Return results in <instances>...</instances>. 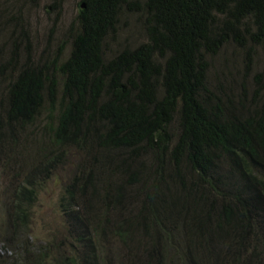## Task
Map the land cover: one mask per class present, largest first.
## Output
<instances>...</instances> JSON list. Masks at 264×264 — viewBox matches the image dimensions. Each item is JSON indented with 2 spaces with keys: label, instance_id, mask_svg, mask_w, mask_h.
<instances>
[{
  "label": "trees",
  "instance_id": "1",
  "mask_svg": "<svg viewBox=\"0 0 264 264\" xmlns=\"http://www.w3.org/2000/svg\"><path fill=\"white\" fill-rule=\"evenodd\" d=\"M124 14L147 40L107 57ZM69 30L66 57L28 58L7 86L0 158L47 159L48 174L84 152L59 199L72 245L20 238L0 264H130L142 248L159 264H264V0H81ZM228 45L238 63L211 74ZM23 139L35 150L20 156ZM24 176L1 202L5 232H28L38 185Z\"/></svg>",
  "mask_w": 264,
  "mask_h": 264
},
{
  "label": "rangeland",
  "instance_id": "2",
  "mask_svg": "<svg viewBox=\"0 0 264 264\" xmlns=\"http://www.w3.org/2000/svg\"><path fill=\"white\" fill-rule=\"evenodd\" d=\"M80 2L81 0H0V68L8 65L4 77L0 75V110H2L1 100L6 99L7 86L24 67L28 58V65L35 67L52 61L62 49L66 54H63L62 58L69 54L71 42L69 29L79 12ZM106 40V54L107 57H111L125 46L136 47L139 43L145 42L147 35L137 15L124 14L116 34ZM29 48L31 49L28 55ZM15 52L17 54L13 56ZM237 52L232 45H228L223 52L214 56L211 74L221 68L224 58L236 59L234 61L238 63L240 56L237 57ZM259 58L263 63V54H260ZM5 133L15 139L21 134V130L15 129L14 132L6 130ZM22 142L24 139L16 144L19 146L20 156L34 152L35 145L31 144L23 148ZM6 155L9 156L0 158V206L5 196L15 191L18 184L24 182L25 173H33L34 184L38 185V195L36 201L29 206L31 217L27 225V233L13 234L12 229L11 232H5L2 229L4 222L0 223L1 254H6L9 261L20 258L22 249L16 246L20 238L27 243L28 249L31 246L36 247L35 249L39 246L45 247L47 243L58 238L59 242L64 240L66 244L61 248V252L70 251L72 242L64 239L67 229L66 221L59 209V199L64 187L77 172L78 166L85 161L84 152L73 149L66 153L67 157L62 155L53 163L54 166L48 174L45 172L50 163L41 162L48 161L47 159L39 160L30 156L27 160L29 155L20 159L11 151ZM3 160L10 164L9 170L4 168ZM39 166L43 168L41 174L36 173L39 172ZM43 171L47 175L42 174ZM6 215L7 213L3 211V221ZM10 240L13 244L7 243ZM117 247L120 251H124L120 245ZM36 251L34 254L37 253ZM147 257H149L148 252L142 248L138 255L133 253L129 256L133 259L130 264H159V258L155 255L151 260Z\"/></svg>",
  "mask_w": 264,
  "mask_h": 264
}]
</instances>
